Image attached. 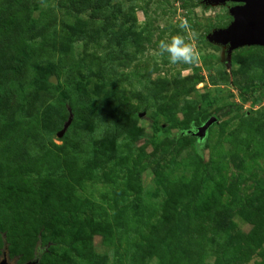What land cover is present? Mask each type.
<instances>
[{"label":"rangeland","instance_id":"1","mask_svg":"<svg viewBox=\"0 0 264 264\" xmlns=\"http://www.w3.org/2000/svg\"><path fill=\"white\" fill-rule=\"evenodd\" d=\"M5 3L17 11L0 68L13 55L23 73L12 103L0 84V261L264 264V48L235 49L226 66L207 39L231 2ZM176 35L193 63L154 55ZM30 75L51 94L41 108L21 95ZM107 96L110 126L79 114Z\"/></svg>","mask_w":264,"mask_h":264},{"label":"water","instance_id":"2","mask_svg":"<svg viewBox=\"0 0 264 264\" xmlns=\"http://www.w3.org/2000/svg\"><path fill=\"white\" fill-rule=\"evenodd\" d=\"M225 2L235 3L228 9L232 20L227 26L212 31V33L207 35V39L225 47L224 62L226 66H229V55L233 50L244 46L264 48V0H202L205 5L224 4ZM214 120V117H209L192 134L201 140L207 127ZM67 125L68 122L57 134L58 137L63 135ZM37 262L38 258L36 257L33 261L26 264H37ZM0 264H7L6 259H2Z\"/></svg>","mask_w":264,"mask_h":264},{"label":"trees","instance_id":"3","mask_svg":"<svg viewBox=\"0 0 264 264\" xmlns=\"http://www.w3.org/2000/svg\"><path fill=\"white\" fill-rule=\"evenodd\" d=\"M8 4H0V56H2V53L8 47V44L5 40V33L10 27V21L9 16L13 13H16L17 10H14L12 13H10L12 10L9 9ZM8 60H11L8 61ZM2 64H4L0 68V84L3 86L4 90V97L5 99L12 103L11 99L15 97V92L13 91L9 86L10 82L16 79H20L23 69H22V59L18 57H14L13 55H9L7 60H2ZM29 64V63H28ZM30 65H33L30 63ZM34 68V66H33ZM30 86L33 89L32 91H29L27 93H22L21 95L24 98H30L33 101L34 108H41L43 107L47 99L51 97L50 92L48 89H44L42 87V83L38 81L37 79L33 78L30 75ZM44 90L46 92H44ZM44 92V93H43ZM39 95V99L35 98L36 95ZM21 100V98L19 97ZM10 108V109H9ZM12 108V105L10 104L9 107H7V110H5V113L8 115L10 114V110ZM17 111H22L24 109V102L21 100L20 103H18L17 106H15ZM114 101L111 100L108 96L107 97H101L99 101H86L81 109H79V114L83 116L86 119L92 120V118L97 117L98 119H101L104 121L108 126L112 124L111 118L114 113ZM45 110V109H44ZM43 113V112H42ZM43 115H47L46 112L43 113ZM118 128V127H117ZM202 139L199 140L196 138V143L194 146V152L199 153V148L202 143ZM63 143L69 147H71L70 143L63 141ZM92 153V157L94 156V153Z\"/></svg>","mask_w":264,"mask_h":264},{"label":"clouds","instance_id":"4","mask_svg":"<svg viewBox=\"0 0 264 264\" xmlns=\"http://www.w3.org/2000/svg\"><path fill=\"white\" fill-rule=\"evenodd\" d=\"M179 27L186 30L188 28L187 22L181 21ZM158 47L159 52L154 53V55L159 58L167 53L170 64H191L198 58L194 47L190 43H186L185 37L181 35L173 36L169 42L161 41Z\"/></svg>","mask_w":264,"mask_h":264},{"label":"flooded vegetation","instance_id":"5","mask_svg":"<svg viewBox=\"0 0 264 264\" xmlns=\"http://www.w3.org/2000/svg\"><path fill=\"white\" fill-rule=\"evenodd\" d=\"M235 3H230V6L234 5Z\"/></svg>","mask_w":264,"mask_h":264}]
</instances>
